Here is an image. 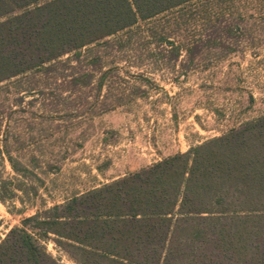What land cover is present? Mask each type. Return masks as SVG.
Returning a JSON list of instances; mask_svg holds the SVG:
<instances>
[{"label": "rangeland", "instance_id": "obj_1", "mask_svg": "<svg viewBox=\"0 0 264 264\" xmlns=\"http://www.w3.org/2000/svg\"><path fill=\"white\" fill-rule=\"evenodd\" d=\"M223 8L233 33L221 46L207 43L205 16L189 12L176 27L167 15L84 50L82 61L68 55L53 70L0 85V192L17 194L0 200V243L39 210L264 115V0ZM156 33H173L178 59ZM44 245L75 264L52 240Z\"/></svg>", "mask_w": 264, "mask_h": 264}, {"label": "trees", "instance_id": "obj_2", "mask_svg": "<svg viewBox=\"0 0 264 264\" xmlns=\"http://www.w3.org/2000/svg\"><path fill=\"white\" fill-rule=\"evenodd\" d=\"M227 1L0 0V85L53 70L68 55L82 61L84 50L111 46L120 33L167 15L176 27L189 12L205 16L207 43L221 46L233 33L224 25ZM172 34L154 35L178 59L182 46ZM7 195L0 200L17 194ZM47 240L75 264H264V115L39 210L2 240L0 264H62Z\"/></svg>", "mask_w": 264, "mask_h": 264}]
</instances>
